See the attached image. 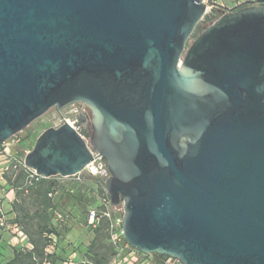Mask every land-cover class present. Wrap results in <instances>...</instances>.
I'll return each instance as SVG.
<instances>
[{"label": "water", "instance_id": "95a60500", "mask_svg": "<svg viewBox=\"0 0 264 264\" xmlns=\"http://www.w3.org/2000/svg\"><path fill=\"white\" fill-rule=\"evenodd\" d=\"M205 14L202 0H0V146L83 104L131 247L264 264V6L224 14L190 43ZM93 159L63 124L24 163L50 179Z\"/></svg>", "mask_w": 264, "mask_h": 264}, {"label": "rangeland", "instance_id": "374dc122", "mask_svg": "<svg viewBox=\"0 0 264 264\" xmlns=\"http://www.w3.org/2000/svg\"><path fill=\"white\" fill-rule=\"evenodd\" d=\"M229 7L231 10L234 8L232 5ZM203 20L190 43L202 33ZM81 105L82 108L75 106L62 109L60 115L49 111L10 141V157L0 154V264H36L35 260L41 261L47 249L56 257L54 264H63L72 256L78 263H97L96 254L110 257L113 253L106 232H101L102 237L97 246L91 247L95 233L86 224L88 210L97 205L99 198L106 193V181L86 177L79 185L64 182L49 198L44 196L45 186H28L27 182L21 187L14 185L16 177L23 172L20 165L34 148L39 136L49 128L62 126L64 119L74 120L71 114L74 109L78 107L86 111V106ZM3 173L5 174L2 175ZM8 178L11 179V184L8 183ZM48 203L53 207L50 208ZM55 212L67 219V224L62 229L58 226ZM2 219L4 226L1 225ZM41 227L56 228L59 231L54 247L49 248L50 242L40 239ZM37 250H42L43 253L40 254ZM149 258L154 260L155 257L151 255Z\"/></svg>", "mask_w": 264, "mask_h": 264}, {"label": "built area", "instance_id": "2783aa9c", "mask_svg": "<svg viewBox=\"0 0 264 264\" xmlns=\"http://www.w3.org/2000/svg\"><path fill=\"white\" fill-rule=\"evenodd\" d=\"M229 1H234L236 3L234 8L242 6L246 3H253L252 6L258 5V2L261 0H202V3L206 6V16H213L216 13L221 15L228 14L231 11V8L228 6ZM233 10V9H232ZM76 105H72L70 107H75ZM83 109H74L71 114L75 118L64 119L63 124H68L85 143L88 145L89 149L93 154V161L88 164L85 170L75 176L71 177H53L50 179L58 178L60 182L67 183H83L86 177L91 178H99L103 181H107L110 177V173L107 168L106 160L98 155L95 151H93L90 147V137L82 131L77 118L83 113ZM17 136V135H16ZM16 136L12 137L10 140L5 142L0 146V154H5V156H11V143L10 141L14 139ZM17 165L15 166V168ZM22 170H24L28 174L27 184L28 186H33L34 184L40 183L45 179L42 176L38 175L35 171L30 170L26 167L25 163L22 162L20 165ZM8 170V168L6 169ZM3 173L2 175H4ZM53 194H50L52 196ZM57 215V222L59 223V228H63L67 224V219L61 216L59 213L55 212ZM123 216H124V206L123 204L118 207H113L111 205L110 197L107 193H104L102 197L99 198L98 205L95 208H91L88 212V226L92 229H97L104 221L108 222L107 226V234L109 243L115 250V256L109 264H183L180 260L163 257L160 259H151L149 258L151 255H143L138 250L134 249L130 246L127 240L124 237L123 231ZM1 225L4 226V220H1ZM48 240L51 244L49 248L54 247L57 242V236L52 234L49 235ZM54 253L50 250H45V259L41 264H53L50 260V256H53ZM63 264H79L75 261L74 256L68 258L63 262Z\"/></svg>", "mask_w": 264, "mask_h": 264}, {"label": "trees", "instance_id": "16d2710c", "mask_svg": "<svg viewBox=\"0 0 264 264\" xmlns=\"http://www.w3.org/2000/svg\"><path fill=\"white\" fill-rule=\"evenodd\" d=\"M253 5V3H246V4H244V5H242V6H239V7H237V8H234L233 10H231L230 12H236V11H239L240 9H243V8H245V7H250V6H252ZM258 5L259 6H264V1H260V2H258ZM229 12V13H230ZM222 15L221 14H219V13H216V15H213V16H206L205 18H204V20H203V27H202V31H203V29H204V27H207V26H209L210 24H212L213 22H215V21H217L220 17H221ZM107 162V161H106ZM28 176V174L23 170V172L20 174V175H18L17 177H16V181H15V183H14V185L16 184L18 187H21L22 185H24V183L25 182H27V177ZM84 180H86V178L84 179ZM8 183L9 184H11L12 182H11V179L10 178H8ZM64 182H60L59 180H58V178H54V179H49V180H43L42 182H40V183H37L36 185H42V186H45V194H44V196H46V197H48L49 198V196H50V194H53L54 193V191H56L57 190V188L58 187H60L61 186V184H63ZM80 183H74V184H72L71 183V185H79ZM71 191L73 192L74 191V189H73V187L71 188ZM48 206H50V204L48 203L47 204ZM98 205V204H97ZM97 205L95 204L94 206H92L91 208H95V207H97ZM51 207H53L52 205L50 206V208ZM90 208V209H91ZM89 209V210H90ZM89 210H88V212H89ZM88 212H87V218H86V224H87V228L88 229H90L91 230V232H93V233H95V239L93 240V243L91 244V247L92 248H95L97 245V242L101 239V235H100V233L101 232H106L107 233V226H108V222H106V221H104L97 229H92V228H90L89 226H88ZM39 215V214H38ZM39 218H41V220H43V218L39 215ZM41 235H40V239L42 240V241H44V242H47V241H49L48 240V236L49 235H52V234H54V235H56V236H59L60 234H59V231L58 230H56V228H54V229H48V227L46 228V227H41ZM105 233V234H106ZM106 238H107V240L109 241V239H108V234H106ZM35 243V242H34ZM35 245L36 246H38L36 243H35ZM38 249V248H37ZM112 251H113V253L110 255V257H101V256H99L98 254H96V259H97V263H92V262H89V261H85V262H81V263H84V264H109L111 261H112V259H113V257L115 256V250H114V248L112 247ZM37 252L38 253H40V254H42L43 252H42V250L39 252L38 250H37ZM154 259H160V258H162V256H158V255H154ZM44 259H45V254H44V256H43V258H42V260L41 261H37V260H35L36 261V264H41L43 261H44ZM50 260L52 261V263L54 264V262H55V260H56V257L55 256H50ZM81 263H79V264H81Z\"/></svg>", "mask_w": 264, "mask_h": 264}, {"label": "flooded vegetation", "instance_id": "af4514ba", "mask_svg": "<svg viewBox=\"0 0 264 264\" xmlns=\"http://www.w3.org/2000/svg\"><path fill=\"white\" fill-rule=\"evenodd\" d=\"M76 106H81V104H75ZM50 111H53L57 114H61L62 110H58L56 108L51 109ZM92 119H93V114L90 108L86 107V111H83V113L77 118L78 123L80 125V127L82 128V131L87 134L90 137V130L89 128L92 125ZM80 120L85 123V125L83 123L80 122Z\"/></svg>", "mask_w": 264, "mask_h": 264}, {"label": "crops", "instance_id": "0c3cea01", "mask_svg": "<svg viewBox=\"0 0 264 264\" xmlns=\"http://www.w3.org/2000/svg\"><path fill=\"white\" fill-rule=\"evenodd\" d=\"M262 1V0H261ZM232 5V7H235L236 3L234 1H229L228 6ZM234 9V8H233Z\"/></svg>", "mask_w": 264, "mask_h": 264}]
</instances>
